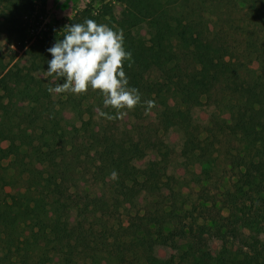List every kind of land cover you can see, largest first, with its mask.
Instances as JSON below:
<instances>
[{"label": "trees", "instance_id": "trees-1", "mask_svg": "<svg viewBox=\"0 0 264 264\" xmlns=\"http://www.w3.org/2000/svg\"><path fill=\"white\" fill-rule=\"evenodd\" d=\"M170 1L88 4L81 51L0 70V264H264V0Z\"/></svg>", "mask_w": 264, "mask_h": 264}, {"label": "rangeland", "instance_id": "rangeland-1", "mask_svg": "<svg viewBox=\"0 0 264 264\" xmlns=\"http://www.w3.org/2000/svg\"><path fill=\"white\" fill-rule=\"evenodd\" d=\"M98 1L92 0H33V13L30 17H24L20 22L6 23V18L2 9L6 4L0 2V70L12 66L14 63H25L27 57H25V50L35 41L37 38H45L50 40L54 46L62 48L64 40H70L67 36L66 39H62L67 35L66 26L68 22L84 7L88 4H93L94 7L98 6ZM167 0H161L165 3ZM171 0L170 4L178 12L190 13V3L198 2L203 5L204 16H207L206 12L212 11L216 8H228L231 2L228 0H188V2H180ZM105 3H109L113 6L115 14L119 16L125 9L121 0H104ZM207 11H206V10ZM141 34H145L144 30H141ZM68 41V46L74 48L79 52L82 48H76L80 46L79 41L74 39ZM112 43H106L104 46H111ZM81 47V46H80ZM76 48V49H75ZM52 54V53H51ZM53 60V57L51 58ZM60 94L67 93L68 85L60 86ZM57 103V98L54 99ZM200 120H205L207 117V111L205 109L197 110V115ZM171 141L174 143V147H178L180 139L178 134L171 135ZM4 162L3 165H7Z\"/></svg>", "mask_w": 264, "mask_h": 264}]
</instances>
